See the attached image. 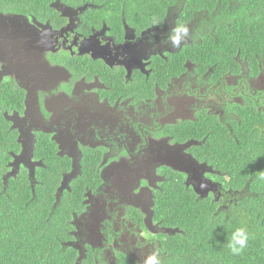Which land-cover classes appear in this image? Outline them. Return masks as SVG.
I'll list each match as a JSON object with an SVG mask.
<instances>
[{
    "label": "flooded vegetation",
    "instance_id": "flooded-vegetation-1",
    "mask_svg": "<svg viewBox=\"0 0 264 264\" xmlns=\"http://www.w3.org/2000/svg\"><path fill=\"white\" fill-rule=\"evenodd\" d=\"M49 7L38 17L0 8L2 177L33 192L53 174L55 203L79 196L67 241L79 257L89 247L99 264H115L113 252L144 264L112 246L135 229L166 264L162 235L180 229L161 224L155 206L170 196V181L202 199L222 197L213 168L199 159L202 139L188 128L206 116L233 117L248 100L264 105V62L250 69L234 56L219 74L201 56L176 55L191 38L181 32L174 42L169 20L138 29L122 17L106 20L88 3ZM98 227L104 245L92 247L84 232Z\"/></svg>",
    "mask_w": 264,
    "mask_h": 264
},
{
    "label": "trees",
    "instance_id": "trees-1",
    "mask_svg": "<svg viewBox=\"0 0 264 264\" xmlns=\"http://www.w3.org/2000/svg\"><path fill=\"white\" fill-rule=\"evenodd\" d=\"M53 1L0 0V8L38 17L52 11ZM60 1L92 4L106 20L122 17L138 29L160 27L166 20L173 30L183 25L191 44L176 55L201 56L204 66L217 64L219 74L223 64L235 62L234 56L245 58L250 69L264 62V0ZM234 113L219 121L206 116L196 128H188L202 139L199 159L213 168L222 197L202 199L179 181H170V196L155 206L161 224L180 229L162 235L166 264H264V105L248 100L244 106L235 105ZM4 154L0 148V166ZM2 173L0 167V264H99L91 248L79 257L67 244L71 212L79 208L77 194L71 204L55 203L53 174L32 192L24 182L4 180ZM238 227L249 238L234 254L228 245ZM113 254L115 264H135Z\"/></svg>",
    "mask_w": 264,
    "mask_h": 264
},
{
    "label": "rangeland",
    "instance_id": "rangeland-1",
    "mask_svg": "<svg viewBox=\"0 0 264 264\" xmlns=\"http://www.w3.org/2000/svg\"><path fill=\"white\" fill-rule=\"evenodd\" d=\"M170 28V22L167 21V26H165V30L166 32H163L162 35L167 36L168 35V30ZM158 31H156L157 33ZM161 35V34H160ZM183 35H185L184 33L180 35V38H184ZM170 36L172 37L173 34L170 32ZM188 36V35H187ZM259 90H264V81L263 83H261V85L259 84L258 87ZM213 101H216L215 99H213ZM217 103L215 104L216 107L220 106L222 103H219L218 101H216ZM116 217H118L116 215ZM115 222H118L117 218H114ZM100 227H98L96 230H92L91 233L89 234V236L84 232V235L87 237L86 241H88L89 243H91L92 247L94 246H103L104 245V236L103 234L100 232L99 230ZM132 231H135L132 230ZM131 230H128L127 232H122V237L118 236L117 239L115 240V244L113 243L112 246H114V249H127L130 252V257L134 260H138L139 262H143L145 264V260L148 258V256L150 255H155L154 249L155 247L152 246V243H145L144 245L140 243L139 241V237L137 236H133ZM174 232V231H173ZM171 231H169V234L173 233ZM136 237V239H135ZM147 242V241H146ZM77 248L79 249V252L82 253L83 252V248H81V245H77ZM104 252H107L108 249H106L105 247H103ZM108 259V261L110 260L109 257L104 254V260ZM131 259V260H132Z\"/></svg>",
    "mask_w": 264,
    "mask_h": 264
},
{
    "label": "clouds",
    "instance_id": "clouds-1",
    "mask_svg": "<svg viewBox=\"0 0 264 264\" xmlns=\"http://www.w3.org/2000/svg\"><path fill=\"white\" fill-rule=\"evenodd\" d=\"M173 31L175 35H173L171 39L175 42L180 39L179 34L181 32H186V28L183 25H178L177 28H175ZM262 178H264V176H262ZM143 235L146 238L148 237V233L146 232L143 233ZM248 238V233L245 231V229L243 227H238L232 233L231 241L228 247L234 254H239L245 247ZM145 264H159L158 257L156 255L148 256V258L145 260Z\"/></svg>",
    "mask_w": 264,
    "mask_h": 264
},
{
    "label": "snow or ice",
    "instance_id": "snow-or-ice-1",
    "mask_svg": "<svg viewBox=\"0 0 264 264\" xmlns=\"http://www.w3.org/2000/svg\"><path fill=\"white\" fill-rule=\"evenodd\" d=\"M54 71H55V70H54ZM192 163H193V164H195V162H194V161H193Z\"/></svg>",
    "mask_w": 264,
    "mask_h": 264
}]
</instances>
